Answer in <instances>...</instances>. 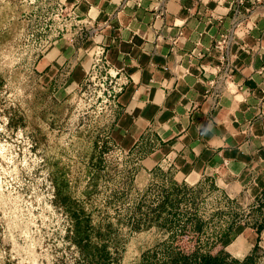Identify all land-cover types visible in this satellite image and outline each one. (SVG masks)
I'll return each mask as SVG.
<instances>
[{"label":"rangeland","instance_id":"rangeland-1","mask_svg":"<svg viewBox=\"0 0 264 264\" xmlns=\"http://www.w3.org/2000/svg\"><path fill=\"white\" fill-rule=\"evenodd\" d=\"M74 28L58 0H0V264H87L84 234L103 244L100 264H145L178 238L205 264H264L259 213L112 139L86 30L76 34L88 66L57 90L69 66L49 70L42 56Z\"/></svg>","mask_w":264,"mask_h":264},{"label":"crops","instance_id":"crops-1","mask_svg":"<svg viewBox=\"0 0 264 264\" xmlns=\"http://www.w3.org/2000/svg\"><path fill=\"white\" fill-rule=\"evenodd\" d=\"M58 1L77 28L42 56L49 70L69 66L57 90L73 89L88 66L76 34L86 30L89 50L102 48L109 73L123 79L112 139L212 179L262 227L264 0Z\"/></svg>","mask_w":264,"mask_h":264},{"label":"trees","instance_id":"trees-1","mask_svg":"<svg viewBox=\"0 0 264 264\" xmlns=\"http://www.w3.org/2000/svg\"><path fill=\"white\" fill-rule=\"evenodd\" d=\"M181 235V234H180ZM179 240V238H178ZM171 242L166 247V251L161 256H156L153 253L150 254L149 258H146L145 264H205L206 256L204 254H196L194 250H189L185 247L184 242L179 243ZM87 235L84 234L82 237L77 239L78 249L87 252L82 257L80 263L83 260L87 264H100L106 259V253L103 249V244L96 245L89 242ZM88 246V248H87ZM151 260L148 262V259Z\"/></svg>","mask_w":264,"mask_h":264},{"label":"built area","instance_id":"built-area-1","mask_svg":"<svg viewBox=\"0 0 264 264\" xmlns=\"http://www.w3.org/2000/svg\"><path fill=\"white\" fill-rule=\"evenodd\" d=\"M222 41L219 40L216 42V46L218 48H221ZM92 68L95 66L94 71L97 70V73L99 74L100 71L103 69V74H99V77H101L103 80L107 77V81L109 84L108 89H106V94L111 98V100L114 99L115 94L119 91L121 88V85L123 84V79H120L119 77L115 76L114 74L109 73L108 69H105L104 66H106V62L103 58V50L102 48L97 47L94 50L93 59H92ZM264 196H262L263 198Z\"/></svg>","mask_w":264,"mask_h":264}]
</instances>
